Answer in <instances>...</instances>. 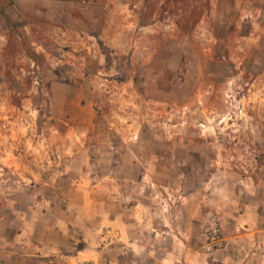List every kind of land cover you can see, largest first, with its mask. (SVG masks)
<instances>
[{
    "label": "rangeland",
    "instance_id": "374dc122",
    "mask_svg": "<svg viewBox=\"0 0 264 264\" xmlns=\"http://www.w3.org/2000/svg\"><path fill=\"white\" fill-rule=\"evenodd\" d=\"M211 179L264 216V0H0V242Z\"/></svg>",
    "mask_w": 264,
    "mask_h": 264
},
{
    "label": "crops",
    "instance_id": "0c3cea01",
    "mask_svg": "<svg viewBox=\"0 0 264 264\" xmlns=\"http://www.w3.org/2000/svg\"><path fill=\"white\" fill-rule=\"evenodd\" d=\"M218 182L220 188L211 179L203 192L163 201L158 211L151 201L137 200L79 230L43 224L40 235L17 233L0 242V264H264V216L255 213L258 205H240L234 185L227 183L231 193L225 196L223 179ZM213 211L226 238L216 260L204 252L203 228Z\"/></svg>",
    "mask_w": 264,
    "mask_h": 264
},
{
    "label": "built area",
    "instance_id": "2783aa9c",
    "mask_svg": "<svg viewBox=\"0 0 264 264\" xmlns=\"http://www.w3.org/2000/svg\"><path fill=\"white\" fill-rule=\"evenodd\" d=\"M205 236H206L208 247L210 249L218 250L221 247H223L224 240L222 238L220 227L217 221H215V219L210 220ZM160 264H164V263H160Z\"/></svg>",
    "mask_w": 264,
    "mask_h": 264
}]
</instances>
